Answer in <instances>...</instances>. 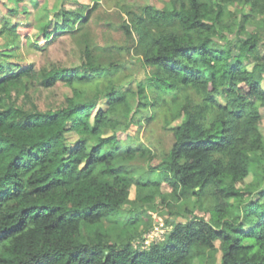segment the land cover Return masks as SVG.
I'll return each mask as SVG.
<instances>
[{
  "label": "trees",
  "instance_id": "trees-1",
  "mask_svg": "<svg viewBox=\"0 0 264 264\" xmlns=\"http://www.w3.org/2000/svg\"><path fill=\"white\" fill-rule=\"evenodd\" d=\"M118 1L128 14L118 24L126 44L102 45L91 32L99 0L61 3L42 26L45 39L72 36L80 54L72 65L10 60L22 43L47 47L1 17L0 32L12 38L0 45V264H264V184L246 181L264 161V0ZM231 3L242 8L229 37ZM132 50L150 71L138 90L115 80L134 65L124 58ZM60 81L71 94L43 108L39 90ZM161 106L167 125L183 118L169 151L126 141L124 130L153 121ZM153 156L155 166L136 163ZM136 175L141 192L131 200ZM189 192L198 205L192 216L146 243L145 205Z\"/></svg>",
  "mask_w": 264,
  "mask_h": 264
},
{
  "label": "rangeland",
  "instance_id": "rangeland-1",
  "mask_svg": "<svg viewBox=\"0 0 264 264\" xmlns=\"http://www.w3.org/2000/svg\"><path fill=\"white\" fill-rule=\"evenodd\" d=\"M96 0H0V28L1 17L3 15L9 16L13 23H18L21 27V37H25L28 32L27 28H30L29 36L33 40H39L41 47H47V49H37L27 43H22L17 49H10L9 59L16 62L27 65L31 62H35L39 67L47 59L59 62L61 64L72 65L80 62V54L78 52V46L74 42L72 36L64 31L62 34L54 39H45L42 31V26L48 19L53 18L54 11L60 7L61 3H66L70 6H81L83 8H90L93 6ZM100 6L94 11V20L91 22V32L96 34L100 44H126L125 35L121 29L118 28V24L122 22L123 17L128 20V14L119 5V1L113 0H99ZM129 6L138 7L141 5L153 4L157 7H163L169 5V0H125ZM241 6L238 3H231L228 5V10L224 15V19L230 24L231 30H229V37L235 35L239 28L238 21L241 18ZM17 9V13L13 14V10ZM247 11L248 8L245 7ZM237 14V17L231 15ZM259 16V15H258ZM108 22H113L116 27L109 26ZM255 25L248 23L247 28L252 29ZM52 28V27H50ZM26 32V33H23ZM12 36L3 34L0 32V45L6 44L11 40ZM124 58L130 59L134 62V65L119 74V78L116 81L125 88L132 90H138L139 83L142 80H147L150 71L144 68L141 63L135 62L137 55H134L132 50L130 53L126 52ZM253 67V64L249 66ZM261 85L264 87V76L261 80ZM66 94H71L70 87L66 86L63 81L58 82L51 87H41L38 92L39 101L43 108L48 107L53 102H60L64 99ZM152 95V94H150ZM106 105V98L102 96L99 100L98 107ZM154 107L151 106L149 112L152 113ZM159 115L153 121H148V117H145L142 123H133L124 130V138L126 141L135 139L148 147L153 154H166L171 148L174 142V135L172 128L183 121V118L174 120L170 125H167L165 121L164 107H157ZM262 135L264 139V124L261 126ZM111 130L107 129L106 133L110 134ZM69 140L76 138V134H69ZM133 141V142H134ZM138 159L136 163H144L147 165L149 162L152 166L159 163V157L153 156L149 158ZM264 161H259L255 168L249 173L246 178L247 183L259 181L264 184V178H261V173L264 171ZM140 176L136 175L131 185L129 197L131 200L136 199L141 192L139 187ZM258 183V182H257ZM167 189V188H166ZM149 196V195H148ZM258 193L254 195L257 197ZM162 196L157 194L155 199L150 203L151 206L145 205V211L142 215L143 221H141L140 229L149 242L152 240H162L166 234L171 230L173 224L176 221L187 220L192 216L191 211L198 207L195 203L196 198L192 192L184 194L177 198L176 196H168L169 202L162 201ZM134 203L129 201L126 204V209L122 215H129ZM139 204V203H138ZM237 214H242L241 211H237ZM111 222L106 221V226L109 227ZM117 230L119 227H116ZM252 228L246 224V229ZM141 241H135L136 245H139ZM216 244L219 248L222 246V240L217 239ZM221 250L217 253L216 260L221 261ZM194 264H201V260L196 258Z\"/></svg>",
  "mask_w": 264,
  "mask_h": 264
},
{
  "label": "clouds",
  "instance_id": "clouds-1",
  "mask_svg": "<svg viewBox=\"0 0 264 264\" xmlns=\"http://www.w3.org/2000/svg\"><path fill=\"white\" fill-rule=\"evenodd\" d=\"M146 243H149V241L146 240Z\"/></svg>",
  "mask_w": 264,
  "mask_h": 264
},
{
  "label": "built area",
  "instance_id": "built-area-1",
  "mask_svg": "<svg viewBox=\"0 0 264 264\" xmlns=\"http://www.w3.org/2000/svg\"><path fill=\"white\" fill-rule=\"evenodd\" d=\"M147 241H149V240L147 239Z\"/></svg>",
  "mask_w": 264,
  "mask_h": 264
}]
</instances>
